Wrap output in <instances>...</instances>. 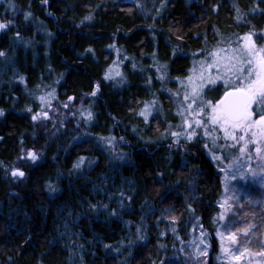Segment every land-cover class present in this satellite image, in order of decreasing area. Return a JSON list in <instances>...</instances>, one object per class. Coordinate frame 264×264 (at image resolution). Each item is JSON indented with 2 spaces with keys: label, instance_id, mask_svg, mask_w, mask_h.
Wrapping results in <instances>:
<instances>
[{
  "label": "trees",
  "instance_id": "trees-1",
  "mask_svg": "<svg viewBox=\"0 0 264 264\" xmlns=\"http://www.w3.org/2000/svg\"><path fill=\"white\" fill-rule=\"evenodd\" d=\"M0 21V264H220L214 150L173 140L177 105L156 74L171 83L232 37L264 45V0H0ZM44 84L89 107L84 133L36 126L26 89ZM241 202L232 228L252 250L264 211ZM195 227L209 249L192 261L180 249Z\"/></svg>",
  "mask_w": 264,
  "mask_h": 264
},
{
  "label": "rangeland",
  "instance_id": "rangeland-1",
  "mask_svg": "<svg viewBox=\"0 0 264 264\" xmlns=\"http://www.w3.org/2000/svg\"><path fill=\"white\" fill-rule=\"evenodd\" d=\"M0 24L6 25L5 28L0 29V31H4L8 27L9 21H0ZM245 36H250L251 41L256 45L252 35L244 34L239 37H232L217 45L211 51L203 54L197 52L185 75L172 79L171 83L165 82L162 72L156 74L157 82L155 86L170 93L177 105L176 110L180 122L170 131L173 140L188 141L194 139L195 136H199L214 150L211 158L219 171V189L216 201L218 205V225L214 233L216 244L212 257L220 264H264V225L258 230L257 236L254 235L258 244L255 249L250 250L238 241L233 242L229 239L232 234L236 237L237 232L232 228L231 219L234 210L241 209L239 206L243 203L242 200L251 204L252 207H259L264 211V180L261 179V177H264V159L257 154V145L247 143L245 146L243 141L237 143L233 140H226L224 133L218 127L213 126L208 119L211 109H207L206 104L212 100L205 98V90L216 83L225 85L223 78L216 80L214 84L209 83L207 79L204 81L199 79L202 66L205 77L215 78L220 75L215 67L208 68V65L214 60L211 53L216 52L218 57L229 56L235 49L241 48L247 43L243 39ZM256 47L261 48L264 45H256ZM114 53L115 58L108 69V77L119 82L122 78L121 64L127 57L119 51ZM190 76L194 78L195 84H204L201 97L196 98L195 102L191 95L188 96V99H185L186 94L191 93ZM26 91L32 97V101L36 106H26V110L31 111L34 109L31 117L37 127L48 126L53 132L57 129H63L65 125L69 124L74 130L78 129L81 133H84L82 124H87L90 120L89 107H84L72 99L66 101L56 99L55 87L51 84L38 85L33 89H26ZM217 100L212 102L215 103ZM152 103L153 101L147 104V107H144L146 113L152 111ZM190 104L192 105L191 109L188 107ZM202 107H204V110H201ZM258 107L256 105V109ZM197 120L201 121L199 125L196 124ZM214 139L215 143H213ZM241 147H245L243 153L240 152ZM30 154L36 158L33 160ZM21 158L26 162H34L37 159L36 151L26 150ZM14 172L20 173L13 167L11 175L14 177L20 176L18 174L13 175ZM252 173H255V175L253 176ZM221 216L224 218L221 219ZM208 249L209 245L204 234L199 228L195 227L189 234L186 246L180 249V253H185L187 256L192 255V261H196L197 256L205 254ZM237 257L239 258L237 259Z\"/></svg>",
  "mask_w": 264,
  "mask_h": 264
},
{
  "label": "snow or ice",
  "instance_id": "snow-or-ice-1",
  "mask_svg": "<svg viewBox=\"0 0 264 264\" xmlns=\"http://www.w3.org/2000/svg\"><path fill=\"white\" fill-rule=\"evenodd\" d=\"M5 27V24H0V29ZM243 39L247 43L235 49L229 56L218 57L216 52L211 53L214 60L208 68L215 67L220 75L215 78L205 77L202 66L199 79L201 81L207 79L209 83L214 84L216 80L223 78L226 87L223 96L215 103L208 101L206 104V108L211 109L208 119L213 126L218 127L224 133L226 140H233L237 143L243 141L245 146L247 143L257 145L256 152L264 159V47L257 48L250 36H245ZM189 85L191 93L186 94L185 99L191 95L195 102L196 98L201 97L204 84H195L194 78L190 76ZM253 105L259 106V110L254 109ZM188 107L191 109L192 105ZM201 110H204V107ZM200 123V120L196 121V124ZM244 151L245 147H241L240 152ZM35 158L32 155V159ZM17 174L23 176L22 172L13 173V175ZM252 175L254 176L255 173ZM261 179L264 180V177ZM223 218L221 216V219ZM244 231L246 234L247 229ZM229 239L235 242L236 237L232 234Z\"/></svg>",
  "mask_w": 264,
  "mask_h": 264
},
{
  "label": "water",
  "instance_id": "water-1",
  "mask_svg": "<svg viewBox=\"0 0 264 264\" xmlns=\"http://www.w3.org/2000/svg\"><path fill=\"white\" fill-rule=\"evenodd\" d=\"M223 94H224V93H223ZM223 94L220 96V98L223 96ZM220 98H219V99H220Z\"/></svg>",
  "mask_w": 264,
  "mask_h": 264
}]
</instances>
